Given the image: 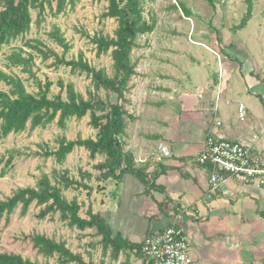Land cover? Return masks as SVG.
<instances>
[{
	"label": "crops",
	"instance_id": "crops-1",
	"mask_svg": "<svg viewBox=\"0 0 264 264\" xmlns=\"http://www.w3.org/2000/svg\"><path fill=\"white\" fill-rule=\"evenodd\" d=\"M262 31L264 37V28ZM222 44H203L217 56L219 74L214 77L208 71L214 57L204 64L197 56L188 58V51L168 57L167 66L156 72H166L152 90L156 100L141 110L140 118L134 116L144 131L135 143L128 139L127 122L124 148L134 155L137 168L146 167L155 183L149 192L132 174L120 181L99 179L103 190L95 193L101 201L95 197L86 216H81L87 217L91 208L110 223L114 235L119 233L139 245L150 234L180 225L190 235L193 264H264V187L231 177L213 190L212 169L199 161L210 134L239 141L252 153L264 155V38L257 44L242 41L241 50L240 42ZM224 47L246 54L231 58L224 54ZM179 103L182 110L177 111ZM111 181L119 189L110 194L112 198L106 189ZM111 260L115 264H152L135 249H124L118 259Z\"/></svg>",
	"mask_w": 264,
	"mask_h": 264
},
{
	"label": "rangeland",
	"instance_id": "rangeland-1",
	"mask_svg": "<svg viewBox=\"0 0 264 264\" xmlns=\"http://www.w3.org/2000/svg\"><path fill=\"white\" fill-rule=\"evenodd\" d=\"M212 1L142 0L144 17L147 20L155 18L156 25L153 32L137 37L136 47L132 51V60L140 71V76L131 78L126 93V108L132 115L139 116L142 114L141 110H147L156 100L152 90L155 89L157 81L166 76L164 69H160L163 74L156 72L162 66H167L168 57L183 55L184 51H188V58H191V55L197 56L201 64H204V60H211L214 57L215 60L210 62L212 68L208 67L210 76L214 77L219 74L217 56H214L203 44L212 46L221 42L225 46L232 40L235 43L240 42L239 50H241L244 49L242 41L257 44L260 38H264L262 37L264 0H252L253 17L243 29H238L237 26L241 24L247 13V0ZM179 3H183L191 11L190 17L184 14ZM108 7V0H76L73 7L68 5L67 9L58 15L47 8L45 18L40 22H38V10H32L33 22L30 31L10 44L4 45L0 50V70L19 76L30 93L37 94L41 86L45 87V84L51 81L49 97L53 98L62 93L63 98L67 99V91L64 89L61 92L60 82L66 86L72 83L76 91L86 99L96 95L97 100L108 102L107 91L102 88L97 89L91 75L55 63L53 56L45 58L49 50H53L59 56L64 55L66 60H77L79 54L83 53L91 66L105 69L109 75H113L112 49L98 56L96 45L92 41L96 34L109 36L115 34L118 22L115 18L106 16ZM57 29H60V33L69 43L68 51L52 38V34ZM20 49L24 50V56L30 54L34 56L32 72L24 71L21 66L10 65L8 57ZM235 50L236 48L233 47L223 48L224 54L231 58L246 54ZM195 86L192 87L194 91ZM0 90L9 91L10 86L0 80ZM176 107L177 111L182 110L180 103L176 104ZM97 109L98 113H101V104L97 105ZM90 120L89 114L82 119L73 117L68 120L66 127L62 128L58 125L57 118L45 127L31 130L29 126L25 131L11 133L7 137L1 135L0 129V159L3 158L0 164V201L12 196L20 187H35L45 174L54 182L55 177L68 172L70 178L89 186L88 188L75 186L64 190L68 200L77 199L82 203L80 214L86 216L88 204H93L96 194L102 193L103 190L101 184H98L100 180H96L100 171L95 166L105 160V157L97 155L93 159L84 147L75 148L60 164L55 157H45L43 153L47 150H56L59 140L64 137L68 140L95 139L97 130L92 127ZM126 120L129 124L128 139L135 143L138 137L143 136L144 131L139 127L141 125L138 120L129 118ZM14 150L15 157L11 163H8L7 159ZM106 189L110 198L113 192L119 190L115 181L108 183ZM89 192H92L91 195ZM100 197V194L96 197L97 202L101 201ZM40 209V206L33 203L25 216L21 215V207H18L8 218L9 220L6 217L2 219L0 252L18 253L43 264H63L57 255L45 257L40 254L31 239L27 237L33 234H45L57 241H66L67 246L73 252L82 254L86 261L93 260L95 264H100L104 260L105 264H115L109 255L103 256L100 237L96 235L95 229L80 231L71 228L67 222L61 220L58 212L48 215L45 219H39Z\"/></svg>",
	"mask_w": 264,
	"mask_h": 264
},
{
	"label": "trees",
	"instance_id": "trees-1",
	"mask_svg": "<svg viewBox=\"0 0 264 264\" xmlns=\"http://www.w3.org/2000/svg\"><path fill=\"white\" fill-rule=\"evenodd\" d=\"M108 1L106 16L115 18L118 27L114 36L96 34L92 41L96 45L98 56L112 49L113 75H109L105 69H96L91 66L83 53L79 54L77 60H66L64 55L59 56L53 50L45 54V58L55 57V63L64 64L70 66L73 71L79 70L91 75L95 87L107 91L108 102L97 100L96 95H91L86 99L76 91L72 83L66 86L60 82L61 92L64 89L67 91V99L63 98L62 93L53 98L49 97L51 81L47 82L45 87L41 86L37 94L30 93L19 76L0 70V80L10 86L9 91L0 90L1 135L7 137L11 133H20L29 126L31 130L45 127L57 118L58 125L65 128L68 120L73 117L82 119L89 114L90 123L97 130L95 139L68 140L64 137L59 140L56 150H47L43 155L55 157L57 162L62 164L75 148L84 147L93 159L97 155L105 157V160L95 166L100 171L98 179L112 178L120 181L124 175L132 174L145 184L146 191L149 192L154 182L146 172V167L137 168L134 155L125 151L123 136L127 128L126 119H136L126 108L129 82L133 76L138 75L137 64L132 60V51L136 47V39L139 35L154 31L156 20L155 18L147 20L144 17L142 0ZM247 1L248 10L241 24L237 26L238 29L245 28L253 17V1ZM75 3L76 0H0V50L4 45L10 44L30 31L33 22L32 10H38V22H40L45 18L47 8L58 15L64 12L68 5L73 7ZM179 7L186 16L190 17L191 11L183 3H179ZM52 38L65 51L70 49L60 29L52 34ZM35 49L38 48L35 47ZM23 53V49L13 52L8 57L10 65L21 66L24 71L32 72L34 56L31 54L24 56ZM98 104H101V113H98ZM14 153H16L15 150L7 159L8 163L13 161ZM2 162L3 158L0 159V164ZM55 179L52 182L49 175L45 174L35 187H20L12 196L0 201V222L4 217L10 218L18 207H21V215L25 216L31 205L36 203L41 207L38 214L39 219H45L48 215L58 212L61 220L67 222L71 228L80 231L95 229L96 235L101 237L103 256H107L108 251L111 250L110 257L116 260L124 249H135L139 255H143L142 244L131 243L119 233L114 235L110 223L101 213H94L91 208L87 211V217L81 216L82 205L79 201L77 199L68 200L64 194V190L75 186L88 188L87 184H80L78 180L70 178L68 172H64ZM158 190L164 191L163 188ZM27 237L34 243L38 252L45 257L57 255L63 264H95L93 260L86 261L82 254L73 252L67 246L66 241H57L45 234H33ZM0 264L43 263L32 261L18 253L0 252ZM100 264H105V261L102 260Z\"/></svg>",
	"mask_w": 264,
	"mask_h": 264
},
{
	"label": "built area",
	"instance_id": "built-area-1",
	"mask_svg": "<svg viewBox=\"0 0 264 264\" xmlns=\"http://www.w3.org/2000/svg\"><path fill=\"white\" fill-rule=\"evenodd\" d=\"M240 117L245 118V108L240 107ZM163 151L165 149L163 148ZM203 165L211 167L210 184L213 190L237 177L256 188L264 187V155L254 154L239 141L207 136L199 156ZM144 257L152 264H193L191 240L187 230L180 225H169L150 234L142 243Z\"/></svg>",
	"mask_w": 264,
	"mask_h": 264
}]
</instances>
